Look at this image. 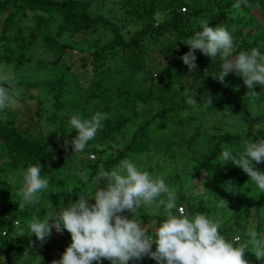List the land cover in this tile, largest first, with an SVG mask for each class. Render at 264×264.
Listing matches in <instances>:
<instances>
[{
	"label": "trees",
	"instance_id": "trees-1",
	"mask_svg": "<svg viewBox=\"0 0 264 264\" xmlns=\"http://www.w3.org/2000/svg\"><path fill=\"white\" fill-rule=\"evenodd\" d=\"M104 2L105 0H0V45L4 51L9 52L8 55H0V59L4 58L9 62L17 49L19 53L18 57H15V62L18 68L24 62L32 60L26 56L30 49L39 47L41 55L48 56L47 61L57 72L46 74L41 81L20 83L15 79L11 82L13 90H27L23 93H29L31 89L41 85L53 92L54 110L45 115L43 121L51 126L48 127L50 130L48 136L54 140L46 139L41 133L40 137H35L29 132L34 126H38V120L43 116L36 95H32L36 104L31 111L32 121H29L31 124L27 130L15 127V121L12 119L5 122L0 119V185L5 187V194L16 199L20 197L21 188L13 189L11 184L16 178L22 180L19 171L30 165L41 163L43 166L41 174L49 178V188L40 194L39 202L19 208V205H13L14 200L11 203L7 201L4 207H1L5 213L0 211V242L3 241L9 249L19 251H23L29 244L32 248L36 247V254L41 257L37 264H52L54 260H60L72 243L71 235L67 230L62 233L56 231V237L51 236L50 239L61 248L58 253L54 251L51 254L52 249H43L23 234L20 236L17 234V230L22 228L18 220L23 222L33 212L34 215L38 214L44 218L55 216L62 211V206L68 207L69 203L77 201L80 195H92V180L100 170L99 164L104 170H110L122 159H130L143 151L148 152L153 146L157 147L155 141L151 139L150 129L155 120L167 119L171 122L174 119L171 123L173 125H176V119H181L183 124L191 123L194 120L198 121L201 116L213 111L221 103L229 102L235 105L240 112V120L249 123L248 130L218 136L197 159V165L193 168L196 173H205V182L212 185L216 183L215 179L218 176L213 161L221 154V143H231L243 138L252 141L264 140V113L255 114L248 109L252 101L262 102L264 109V87L256 86L255 90L259 95L254 98L239 97L236 95L241 92L238 85L243 91L248 92V89L243 77L235 70L231 71L223 82L215 77L221 71L222 60L219 56L212 60L200 50H196L197 68L194 72H190L181 59L190 51L186 45L188 38L202 31L201 25L195 26L193 23V19L200 13L206 18L204 22H208L211 27L228 26L236 44L233 56L252 48H258L264 54V0H249L250 7L242 6L240 10L232 8L236 0H117L115 4L123 14L122 26L107 16L95 13L97 6ZM161 13L163 18L157 22L156 17ZM232 13L243 20L241 26L233 20ZM57 20H60V23L56 30L48 32L49 24ZM127 24L137 29L124 34ZM64 37L74 39L77 45L85 44V49L80 51L77 49L76 55L73 56L71 51H75L76 48L64 41ZM12 44H17L16 49L9 48ZM152 53L160 56L159 64L160 61L164 62V71L168 75L165 80L162 78L164 75L162 71L148 67L146 58ZM69 56L71 61L67 59ZM142 69L145 80L151 83L147 88L132 89L129 82L128 85L125 83L115 85L112 90L102 85V81H96L94 87H91V82L97 77L108 78L111 75L134 73ZM185 80L188 83H183ZM186 89H193L197 93L195 99L198 106L192 107L185 102ZM67 97L70 101L63 102L62 98ZM17 99L20 102L25 100L24 96ZM114 99H120L122 105L133 103L132 116L136 118L142 114L145 118L129 135L127 144L118 149L112 147L115 152L109 155L107 152L110 149L105 146L108 145L107 138H112L111 133L114 131L112 123L116 120L113 118L118 110ZM207 99L211 100V104L207 103ZM97 101H101L103 106L100 107ZM138 102L143 105L140 110L137 107ZM90 103L95 104L97 108L100 107L99 112L106 113L107 118L102 122L103 129L98 131L95 139L89 141L84 152L77 153L80 155L78 158L70 152L73 145L69 143L67 149L65 148V139L71 141L78 135L72 134L73 132L65 127L72 115L69 114L70 111L65 114L58 112L69 104L71 110L83 117L87 114L85 106ZM183 111L187 113L181 115ZM116 118L123 123L129 122L128 118L119 116ZM256 123L263 125L256 129L253 125ZM193 129L197 132L200 127ZM56 140L60 143L58 144ZM87 154L94 155L96 159L81 158ZM71 156H75V161H69ZM256 165H261L264 171V163ZM61 174L66 177H58ZM44 201L48 203L42 204ZM182 202L185 206L182 204L178 206H182L186 214L193 216L196 212L193 199L183 197ZM259 204L251 203L223 217L221 234L229 240L240 234L241 243H247L249 207H257ZM50 208L51 212H48ZM157 219L163 222L166 216ZM262 220L258 218L257 224H262ZM256 229L258 232L263 228ZM54 232L55 230L52 233ZM245 258L249 264L264 261L257 260L250 251L245 253ZM0 264L7 263L0 259ZM129 264L158 262L150 256H145L140 260L129 261Z\"/></svg>",
	"mask_w": 264,
	"mask_h": 264
},
{
	"label": "clouds",
	"instance_id": "clouds-1",
	"mask_svg": "<svg viewBox=\"0 0 264 264\" xmlns=\"http://www.w3.org/2000/svg\"><path fill=\"white\" fill-rule=\"evenodd\" d=\"M242 6L250 7L249 0H236L232 8L240 10ZM201 28L202 31L188 38L186 45L190 51L181 57L189 71L194 72L197 68L196 50L212 60L219 56L222 65L216 78L223 82L235 70L243 77L247 96L259 95L255 89L257 85L264 87V54L258 48H252L233 56L236 44L228 26L211 27L208 22H201ZM184 95L189 106H198L197 93L193 89H186ZM18 103L10 76L0 74V111L15 108ZM207 103L211 104V100L207 99ZM137 107L140 110L143 105L138 102ZM106 118L107 114L102 112H96L90 119L79 113L73 114L69 123L78 135L71 141L65 139V148L70 143L73 153H83L89 141L103 129L102 122ZM239 147L240 150L234 152L230 146L222 145L218 161L231 162L241 168L250 177V182L264 192V171L255 166L264 163V140H242ZM42 167L38 163L19 171L23 181L19 208L39 202L40 194L48 190L49 178L41 174ZM101 181H106L103 188L99 187ZM92 185V195H80L77 201L63 207L55 216L43 220L33 217L28 222L30 237L35 236L41 242L51 236L53 228L58 233L64 230L70 233L72 243L62 258L52 264H94L102 260L129 264L130 260L145 256L158 264H249L245 258L249 251L257 260H264V238L257 231L250 229L244 244L240 243L239 235L227 239L221 234L218 221L204 213L186 214L182 207L178 208V197L163 177H154L147 170H141L128 158L120 160L110 170L101 168L93 177ZM227 190H232L231 182H228ZM90 200L94 203L90 204ZM144 206L162 208L166 216L152 235L148 234V226L142 227L137 219ZM219 206H227V202L221 199ZM125 211L132 213L133 218L122 215ZM154 244L155 251L152 250Z\"/></svg>",
	"mask_w": 264,
	"mask_h": 264
},
{
	"label": "rangeland",
	"instance_id": "rangeland-1",
	"mask_svg": "<svg viewBox=\"0 0 264 264\" xmlns=\"http://www.w3.org/2000/svg\"><path fill=\"white\" fill-rule=\"evenodd\" d=\"M117 0H105L103 4H99L96 8V14H101L104 16L109 17L113 21L117 23V25H123V14L121 9L116 6L115 2ZM190 1V0H188ZM190 3V2H189ZM115 4V5H114ZM184 11V9H183ZM2 17V16H1ZM202 14L193 19L194 25H201V22H204L206 19L203 17ZM233 20L241 26L243 24V20L237 18L235 13L231 14ZM163 18V13L157 15L156 19L157 22H160ZM60 23V20H57L47 27L48 32H54L56 30V26ZM136 27L133 25L127 24L124 29L125 33H132ZM64 41L68 42L71 46L76 48V50H72L71 53L76 55L77 49L80 51L81 49H85L84 45H77L74 39H68L64 37ZM17 44H12L9 48L16 49ZM19 51L16 49L15 53L12 55L11 60L7 62L4 58L0 59V74H7L10 76V83L13 82L15 79L20 83L30 82V81H41L42 78L46 74H55L57 73L54 71L53 66L47 61L48 56L41 55V50L39 47L31 48L30 51L27 53V57L31 58L30 62L26 61L22 65H19L18 68L16 66L15 57H18ZM9 54L8 51H4L0 45V55ZM150 56L146 58L148 67H155L158 70L162 71L164 74L162 78L165 80L167 78V73L164 71V62L160 61V56L157 53L149 54ZM155 58H158L157 60ZM68 61L70 60V56L67 58ZM158 63V64H157ZM144 69L135 71L134 73H120L116 75H111L110 77H97L91 82V87L93 88V84L96 81H102L101 84L105 85L106 87H110V89L114 90L115 85L118 84H127L129 83L130 88L132 89H142L147 88L151 84L149 81L145 80L144 78ZM183 83H188L187 80L183 81ZM128 85V84H127ZM238 90L241 92L236 93L239 97H248L247 91H243L241 86H237ZM156 89L154 88L153 91ZM17 93V98L24 96L25 100L18 103L15 108L6 109L4 111H0V119L2 122H5L9 119L15 121L14 126L21 130H27L28 126L31 124L29 121H32L31 111L36 104L35 98L32 95H36L39 98V103L42 108L41 118L38 120V126H34L30 132L31 135L35 137L45 136L46 139L54 140L49 137L48 133L50 130L46 122L43 121L45 115L49 114L52 110H54L55 101L53 99V92L50 91L48 88L44 87L43 85L39 86L38 88L31 89L29 93H23L21 89H14ZM109 94V93H106ZM184 99V98H183ZM185 100V99H184ZM62 101L67 102L70 101L67 98H62ZM102 107L103 104L101 101H97ZM114 103H116L117 112L113 120L112 126L114 127V131L111 133L112 138H107L108 145L105 148L110 149L108 150L107 154H111L115 152L113 148H120L127 144L129 141V135L132 134L133 130L137 127V125H141L145 116L142 114L139 116H132L131 108H133V103H120V99H114ZM120 104V105H118ZM127 105V106H126ZM86 113L83 115V118L90 119L96 112H99L100 107L97 108L95 104L90 103L85 106ZM248 109L252 113L262 114L263 112V103L260 101H252L248 105ZM10 111V112H9ZM70 111V112H69ZM65 112H69L70 115L75 114L73 110L70 109L69 104L65 106V108L58 112L65 114ZM187 112H184L181 115H185ZM192 113V112H191ZM240 112L235 107L234 104L229 102L221 103L216 109L213 111H209L206 115L201 116L200 119L194 120L191 123H184L181 119H176V125L171 124L167 119H157L151 125L150 129L151 132V139L155 141L157 147H152L148 152L143 151L137 155L132 156L130 160L138 165L141 170H147L151 173L154 177H163L166 184L175 192L178 197L177 205L182 204V198L191 197L194 201L196 212L193 216L197 213H204L210 219L218 221L220 225L224 222L223 217L231 215L238 209L244 208L245 206L259 202L260 204L255 207H249V221H248V231L253 229L257 231L258 228H263L261 231L264 232V192L258 190L251 182L250 177L243 172V170L233 163L218 161V156L213 161V165L215 169L218 171V176L215 179L216 183L207 184L205 182V173L199 172L196 173L194 171V167L197 165V159L201 157V155L210 147L214 142L215 139L224 134V133H243L246 132L249 128V123L240 120ZM190 114V112L188 113ZM117 116L128 118L129 122L123 123L120 122ZM199 124V125H198ZM255 128H260L263 124L256 123L253 124ZM200 127L199 130L194 131V127ZM57 127V126H56ZM67 129L70 130L72 134H78L76 130L72 129L70 123L65 125ZM53 129V128H52ZM177 134V135H176ZM179 138H178V137ZM196 136V138L194 137ZM182 140V141H181ZM242 140H250L248 138L237 139L232 141L231 143L223 142L222 145L230 146L234 152H238L240 150V143ZM59 144L60 142L56 140ZM113 147V148H112ZM74 149H70L71 154L76 155V157H80L79 154L73 153ZM68 153V155H71ZM69 157V156H68ZM81 158L87 160H95L96 157L94 155H83ZM72 161L75 159L74 157H70ZM75 161V160H74ZM1 162V160H0ZM77 162V161H76ZM219 162L220 164H216ZM224 164V165H223ZM77 163H75V167ZM256 168L262 171L261 165H255ZM102 168V165L99 164V169ZM58 177L64 178L66 177L64 174L59 175ZM14 179V178H13ZM67 180V179H65ZM228 182H231L232 190H227ZM106 185V181H101L99 187L103 188ZM13 189H19L22 187V180L16 178L13 183L11 184ZM5 187H1L0 185V211L5 213L1 207H4V203L9 201L10 203L14 200L13 205L18 206L22 202V197L14 198L11 195L5 194ZM92 194L94 193V187L91 189ZM224 200L227 202V206H219L220 201ZM182 202V203H181ZM48 203L47 201L42 202V204ZM89 203H94V201L90 200ZM29 205V204H27ZM185 206V204H182ZM65 207V206H62ZM13 209V208H12ZM63 209V208H62ZM48 212H51V208L48 209ZM35 213L29 214L24 221H19V224H22V228L17 230V234L24 235L27 237L28 240H32L38 246H41L43 249H52L51 254L55 251L56 253L59 252L61 246L56 244L55 241L51 240V236L56 237V230L53 228L52 232L55 230L54 233L51 234L50 237H47L44 242L37 240L35 236L30 237V233L27 228L28 222L33 218L37 217L41 220L45 219L41 215H34ZM122 215L127 216L129 219L133 218L132 213L125 211ZM165 216L163 209H155V208H148L146 206L141 208L140 216L137 217L138 220L141 221L142 227L148 226V234H154V231L160 226L162 221L158 220L157 218ZM261 218L262 224L258 225L257 219ZM261 231H258L261 238H264V234ZM240 243L242 242V236ZM153 251L156 250L155 244L152 248ZM37 248H32L29 244L25 246L23 251H19L17 249H9L3 241L0 242V259L7 264H37L40 262L41 257L36 254ZM58 257V255H56ZM102 260L99 262H94V264H111V261ZM132 261V260H130ZM259 264H264L259 263Z\"/></svg>",
	"mask_w": 264,
	"mask_h": 264
},
{
	"label": "built area",
	"instance_id": "built-area-1",
	"mask_svg": "<svg viewBox=\"0 0 264 264\" xmlns=\"http://www.w3.org/2000/svg\"><path fill=\"white\" fill-rule=\"evenodd\" d=\"M179 207H182V206H178V208H179ZM182 208H183V207H182ZM16 223H17V222L15 221V222H14V225H16ZM2 234H3V233H2Z\"/></svg>",
	"mask_w": 264,
	"mask_h": 264
}]
</instances>
